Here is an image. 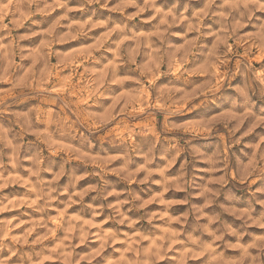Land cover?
<instances>
[{
    "label": "clouds",
    "instance_id": "9594fccd",
    "mask_svg": "<svg viewBox=\"0 0 264 264\" xmlns=\"http://www.w3.org/2000/svg\"><path fill=\"white\" fill-rule=\"evenodd\" d=\"M0 264H264V0H0Z\"/></svg>",
    "mask_w": 264,
    "mask_h": 264
}]
</instances>
